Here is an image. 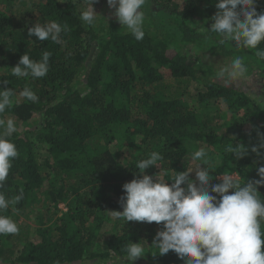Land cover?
I'll list each match as a JSON object with an SVG mask.
<instances>
[{
  "label": "trees",
  "instance_id": "16d2710c",
  "mask_svg": "<svg viewBox=\"0 0 264 264\" xmlns=\"http://www.w3.org/2000/svg\"><path fill=\"white\" fill-rule=\"evenodd\" d=\"M217 2L147 0L145 37L137 41L105 16L85 24L82 0H0V88L16 93L4 116L17 123L11 140L19 152L0 192L12 198L23 191L3 213L20 231L0 236V264H185L171 250L152 254L163 222L111 215L123 211V185L140 175L135 165L152 151L164 159L149 175L167 179L195 168L202 162L191 154L203 148L212 184L222 174L259 179L264 148L259 156L251 148L264 143V62L255 50L220 45L215 34L198 30L199 23H214ZM257 11L264 12V0ZM52 20L67 25L61 43L28 35L36 22ZM44 51L52 54L45 77L11 74L26 52L40 60ZM207 54L242 56L259 83L244 88L248 76L231 84L211 79ZM25 86L37 102L19 98ZM231 142L245 145L247 154L233 157ZM258 190L264 199V186ZM22 216L34 223H22ZM129 242L141 243L146 254L129 262Z\"/></svg>",
  "mask_w": 264,
  "mask_h": 264
},
{
  "label": "clouds",
  "instance_id": "9594fccd",
  "mask_svg": "<svg viewBox=\"0 0 264 264\" xmlns=\"http://www.w3.org/2000/svg\"><path fill=\"white\" fill-rule=\"evenodd\" d=\"M82 2L80 19L87 25H94L98 16L94 9L96 0ZM146 3L147 0H107L109 8L115 9L118 22L137 41L145 37ZM215 7L217 11L211 18L214 23L210 30L205 28L207 32L215 34L220 45L233 46L232 42H235L237 49L255 50L257 60L264 62V47H261L264 44V12L257 11V0H218ZM67 30V25L55 20L38 21L28 28V35L39 41L50 39L59 44L62 32ZM51 55L44 51L40 60H34L26 52L11 68V74L18 78L45 77ZM247 72L244 58L237 55L219 69L216 77L231 84L245 78ZM15 95L14 90L0 88V188L9 177L13 160L19 156L11 140L18 131L17 123L4 116ZM18 96L27 101H38L37 94L29 86H25ZM260 148H264V143L252 147L251 151L259 156L262 155ZM227 151L233 157L241 158L248 149L242 143L234 145L231 142ZM206 156L203 148L193 152L191 160L202 163H197L195 168L189 166L185 171H176L165 179L161 172L147 174L146 170L164 159L160 152H150L135 165L140 175L123 185L124 195L120 198L123 211H111V215L126 222H163L153 243L156 249L153 255L163 256L171 250L185 264H264V199L258 190L264 186V165L257 168L259 179L241 182L233 175L222 174L221 182L212 184L214 169L204 162ZM192 172H195V180L190 179ZM169 178L173 181L170 185L167 183ZM22 199V190L12 198H6L0 192V236L19 233V225L3 213ZM124 252L129 262L146 254L141 243L132 242L125 246Z\"/></svg>",
  "mask_w": 264,
  "mask_h": 264
},
{
  "label": "rangeland",
  "instance_id": "374dc122",
  "mask_svg": "<svg viewBox=\"0 0 264 264\" xmlns=\"http://www.w3.org/2000/svg\"><path fill=\"white\" fill-rule=\"evenodd\" d=\"M94 9H95L96 13L98 14V16H103V17L105 16V18L107 17L108 21L113 20L115 23H118L119 26L123 27V25L118 22V20L116 19L115 15H114L115 9L109 8V6L107 4V0H96V2L94 3ZM146 19H147V15H146ZM207 27H208L207 29H211V24H209ZM198 30L201 31V32H206L207 31L205 29V25L204 24H200V23L198 24ZM205 59L207 60V62L210 63L209 65L213 67L212 70L215 73H217L221 67H223L226 64H229L231 62L230 59H226V58H222V57H211L209 54H207V57ZM246 76H248V75H246ZM246 78H245V82L246 83L243 84L244 88H248L250 86H254V85H257L259 83V81L252 75H250V76H248ZM211 79L215 80V79H218V78L215 77V76H212ZM204 162L207 163V158L205 159ZM59 208L61 210H64V211L67 210L66 206L64 204L60 205ZM30 219H26V217L22 216L20 218V221L22 223H25V224L27 222H28V224H33L34 222H30Z\"/></svg>",
  "mask_w": 264,
  "mask_h": 264
}]
</instances>
